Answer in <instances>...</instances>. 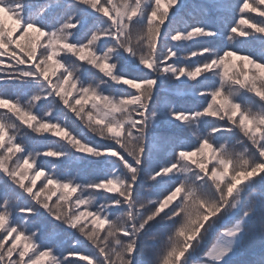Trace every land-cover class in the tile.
<instances>
[{"label": "snow or ice", "instance_id": "6c2138e0", "mask_svg": "<svg viewBox=\"0 0 264 264\" xmlns=\"http://www.w3.org/2000/svg\"><path fill=\"white\" fill-rule=\"evenodd\" d=\"M0 109V264H264V0H0Z\"/></svg>", "mask_w": 264, "mask_h": 264}, {"label": "trees", "instance_id": "16d2710c", "mask_svg": "<svg viewBox=\"0 0 264 264\" xmlns=\"http://www.w3.org/2000/svg\"><path fill=\"white\" fill-rule=\"evenodd\" d=\"M250 15L255 16L256 14L252 13ZM8 23H11V22L9 21ZM85 67H87V65H85ZM125 70L129 71V72H133V74H134V71H133L134 70V66H128V67H126ZM200 102L201 101H196V100L191 99V98H189V99L180 98V99L177 100V106L180 107V108L194 107L197 103H200ZM44 110H46V109H42L41 112H43ZM5 111H6L5 109H0V116H2L5 113ZM26 131H29V130H27L24 127H21L18 130V136L21 137V138H24L26 140L27 139V137H25V132ZM39 183H40V181H38V185L37 186H39ZM53 199H55V197ZM253 244L255 246L259 245V238L258 237L254 238ZM57 247L60 249V251L64 252L65 255H66L67 254V249L71 248L72 245L67 244V242H65L63 246L58 245ZM82 251L86 253L88 251V249L85 248ZM69 258L70 259H79V257H69ZM240 259L241 260L245 259V256L242 254ZM80 264H87V262L86 261H81Z\"/></svg>", "mask_w": 264, "mask_h": 264}]
</instances>
